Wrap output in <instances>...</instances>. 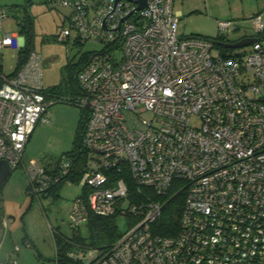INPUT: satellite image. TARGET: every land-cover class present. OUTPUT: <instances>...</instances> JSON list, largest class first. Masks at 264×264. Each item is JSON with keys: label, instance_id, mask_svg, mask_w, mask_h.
<instances>
[{"label": "built area", "instance_id": "1", "mask_svg": "<svg viewBox=\"0 0 264 264\" xmlns=\"http://www.w3.org/2000/svg\"><path fill=\"white\" fill-rule=\"evenodd\" d=\"M46 2L68 11L57 41L102 46L77 72L83 96L70 99L88 119L69 225L77 231L89 213L122 215L129 225L111 248L73 243L66 259L264 264V18L252 19L256 41L248 54H222L209 38L178 37L174 0H146L142 9L139 0ZM6 16L0 9V161L13 170L24 166L35 195L67 176L73 159L62 156L47 169L23 163L56 99L45 94L35 51L18 71L3 74L2 50L18 44L15 33L3 32ZM218 29L226 37L235 30L230 22ZM172 190L186 193L178 228L154 233ZM1 264L17 263L9 257Z\"/></svg>", "mask_w": 264, "mask_h": 264}, {"label": "rangeland", "instance_id": "2", "mask_svg": "<svg viewBox=\"0 0 264 264\" xmlns=\"http://www.w3.org/2000/svg\"><path fill=\"white\" fill-rule=\"evenodd\" d=\"M185 1L174 0L173 3L174 12L177 10L183 12L177 27V35L182 39L190 36L215 37L222 34L225 36V33L218 29L219 22L232 23L235 30L231 35H227L231 42L254 38L252 19L257 16L264 18V0H191L188 3ZM0 9H4L7 14L2 21L3 32L15 33L18 36V44L14 48L2 50L3 74L9 76L15 71L17 53L24 44V38L19 35L21 21L26 17L33 36V49L43 61L41 74L43 88L49 90L62 85L63 82L66 83V89L60 92L57 101L48 108V123L35 128L23 155L24 165L29 161H35L39 166L48 168L76 148L77 137L83 130L84 109L69 101L78 98L79 94L74 92L68 83L80 70L78 65L84 56L101 50L102 46L93 42L79 46L57 41L61 29L67 27L65 17L68 11L51 7L46 0H0ZM250 50L251 45L230 49L228 53L248 54ZM77 86L76 83L75 87ZM144 116L148 117L147 114ZM192 123L197 124L196 121ZM9 179V183L14 185L13 193L16 189L19 191L28 179L24 166L15 169ZM55 191L47 196L40 194L39 199L35 196L33 200L28 198L27 212L21 217L20 232L22 233L23 228V235L24 233L32 235L36 245L35 248L26 249V252L34 254L35 257L39 253L47 264H54L57 250L52 239L47 238L51 228L63 236L79 234L86 240L89 238L86 224L80 226L77 231H73L69 225L72 202L81 191L79 184L63 179ZM115 224L120 234L129 226L127 219L122 215L116 216Z\"/></svg>", "mask_w": 264, "mask_h": 264}, {"label": "trees", "instance_id": "3", "mask_svg": "<svg viewBox=\"0 0 264 264\" xmlns=\"http://www.w3.org/2000/svg\"><path fill=\"white\" fill-rule=\"evenodd\" d=\"M21 28L19 31V35L24 38V46L19 49L17 53V63L15 71H18L26 62L28 55L34 51L33 49V36L30 30L29 20L25 17L23 21H21ZM190 37H200V36H190ZM213 41L214 46L218 49L222 54H226L230 52V49L225 48V44L227 43H235L231 42L227 39V37L223 35H217L215 37H206ZM258 38H264V34H261ZM90 54H86L78 65L79 69L88 61ZM69 65L67 66V68ZM78 69V70H79ZM77 73V72H76ZM77 83L74 76L70 78L68 83L69 87L75 92L79 94V96H83L79 86L75 87ZM66 83H62V85L55 86L49 90H45V94L47 98L53 97L57 99L65 87ZM75 99V98H74ZM73 99V100H74ZM57 101V100H56ZM71 101V100H69ZM72 102V101H71ZM73 103H75L73 101ZM88 119V111L84 109V121L82 122V129L85 127V123ZM83 132V130H82ZM82 132L78 135L76 141V148L73 152L63 155V156H70L73 159V165L70 173L65 176L63 179H68L74 183H79L81 172H82V158L80 155V143ZM47 169V167L45 168ZM60 180L58 183L52 185L47 191H54L57 186L62 183ZM177 182V181H176ZM176 182L173 183V188L175 187ZM3 186H0V194L2 191ZM185 192L181 191L178 194L174 195L173 190L168 194L167 198L168 201L165 204L162 215L158 222H156L152 226V231L154 233L160 235H172L178 228L177 218L181 213L184 207L185 201ZM116 216H102L95 213H89L88 220L86 222V226L89 230V238L88 240L82 238L79 234H74L71 237L67 238V236H63L59 233V231L54 230V244L57 247L56 256L53 260L55 264H72L71 261L66 259V253L72 249V244H82L89 246L91 248H95L98 250H107L112 247V245L119 239L120 233L118 228L115 224ZM38 259L43 260L40 254L37 255Z\"/></svg>", "mask_w": 264, "mask_h": 264}, {"label": "crops", "instance_id": "4", "mask_svg": "<svg viewBox=\"0 0 264 264\" xmlns=\"http://www.w3.org/2000/svg\"><path fill=\"white\" fill-rule=\"evenodd\" d=\"M190 1L191 0H186L185 2L188 3ZM188 12L191 13V11ZM174 13L177 14L179 18L183 14L181 10H177ZM9 180L10 179H8L5 182V184L2 185L3 188L0 194V210L2 211V217H3L2 226L0 227V264L3 263L9 257L15 258L17 264H39L45 260L44 259L40 260L38 259L37 256L35 257L34 254L31 255L30 253L26 252V249L35 248L36 245H35L34 237L32 235L25 233L23 235L22 234L24 232L23 228H22V233L20 232L22 226L21 217L23 214L25 215V213L27 212V203L29 201L28 198L33 200L35 196L39 199L40 194H44V196H47L51 192H56V191L55 190L47 191L48 190L47 189L45 192H40V193H36L35 195H32L28 190V182L26 180V183H24L20 189L18 188L19 191L16 189L15 192L16 194H15L13 193L14 185L12 186L11 183H9ZM53 234H54V230L51 228L50 232L47 235V238H51L52 243L54 244ZM25 242H27L30 245V247L23 246ZM16 246H18L20 250L18 252H13V249ZM40 256L42 257V255Z\"/></svg>", "mask_w": 264, "mask_h": 264}, {"label": "water", "instance_id": "5", "mask_svg": "<svg viewBox=\"0 0 264 264\" xmlns=\"http://www.w3.org/2000/svg\"><path fill=\"white\" fill-rule=\"evenodd\" d=\"M146 6V0H139L138 9H142ZM256 41L255 38H244L235 43H227L225 44V48L227 49H236V48H244L250 46L252 43ZM77 77V73L75 74V79ZM14 170L10 168V166L5 161H0V186L4 185L5 182L10 178L13 174ZM3 217L2 211L0 210V227L2 226ZM40 264H47L46 261H42Z\"/></svg>", "mask_w": 264, "mask_h": 264}]
</instances>
